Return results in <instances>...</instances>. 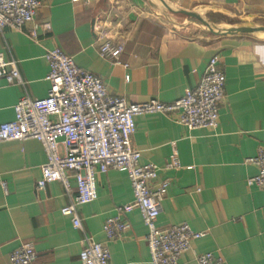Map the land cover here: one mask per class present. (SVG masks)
Here are the masks:
<instances>
[{"label": "crops", "instance_id": "obj_1", "mask_svg": "<svg viewBox=\"0 0 264 264\" xmlns=\"http://www.w3.org/2000/svg\"><path fill=\"white\" fill-rule=\"evenodd\" d=\"M199 1L264 14V0ZM147 2L40 0L31 22L19 30H0V52L15 60L21 80L0 78V123L14 118V105L22 96L47 95L44 54L53 47L99 76L109 94L130 103L173 102L197 85L209 57L218 55L225 98L217 126L190 130L177 121V113H146L134 118L131 142L141 163L159 168L152 186L163 179L170 182L156 225L165 229L186 222L204 233L180 255L179 264H198L197 255L204 252L220 256L223 264H264V189L246 182L257 174L256 165L247 160L264 146V44L243 36L248 33L218 36L169 26L146 8ZM105 40L122 44L120 64L100 56ZM172 144L177 169L167 168ZM58 149L64 153L61 144ZM45 161L43 146L35 139L0 141V182L6 184V192L0 184V264H12L10 252L25 242L36 252L31 264H80L85 237L108 247L109 264H151L147 228L137 209L120 215L130 224L121 236L108 239L102 230L104 221L117 215L116 207L132 199L126 172L98 174L97 197L76 207L81 227L75 228L71 217L60 212L75 195L73 177L70 194L59 181L36 188Z\"/></svg>", "mask_w": 264, "mask_h": 264}, {"label": "built area", "instance_id": "obj_2", "mask_svg": "<svg viewBox=\"0 0 264 264\" xmlns=\"http://www.w3.org/2000/svg\"><path fill=\"white\" fill-rule=\"evenodd\" d=\"M80 2L86 0H71ZM40 0H0V30L5 27L19 30L34 19ZM46 27L49 24H45ZM35 36V30H30ZM122 44L103 41L98 48L100 56L120 64ZM44 58L49 66L46 79L50 82L47 95L41 99L22 96L14 105V118L0 123V141H39L46 154L36 181L37 190L59 181L66 194L75 181V195L60 212L70 216L72 225L80 228L76 207L96 199V178L109 169L126 172L132 188L130 202L116 207L117 215L107 218L102 230L108 239L121 236L130 226L120 217L137 209L147 228L146 245L151 264H179L180 255L191 248L192 241L203 232L191 229L186 222L165 229L156 225L162 201L169 188V180L152 186L159 168L152 162L141 163L140 151L132 146L135 132L134 118L146 113H177V121L188 129H213L218 124L219 105L225 98L224 74L219 69L218 55L209 57L197 85L171 103L150 99L130 103L109 94L103 80L78 67L73 58L59 47L48 49ZM126 66V64H124ZM0 78L8 83L20 82L15 60H6L0 52ZM129 76L125 75L128 80ZM61 144L64 153L59 152ZM167 168H180L177 150L172 144ZM256 165L257 174L248 177V185L264 189V146L247 160ZM6 192L5 182H0ZM36 257L32 243L25 242L12 250V264H31ZM109 249L91 237L82 240L80 264H109ZM198 264H223L212 252L197 255Z\"/></svg>", "mask_w": 264, "mask_h": 264}, {"label": "rangeland", "instance_id": "obj_3", "mask_svg": "<svg viewBox=\"0 0 264 264\" xmlns=\"http://www.w3.org/2000/svg\"><path fill=\"white\" fill-rule=\"evenodd\" d=\"M152 1L155 2V0ZM156 4L158 7L150 5L148 2L145 6L152 12V14H154V16H156V18H159L162 21L167 20L169 26L172 25L181 30L188 27V30L193 31L194 33L210 34V32L206 30V27H203L204 25L195 18L188 17L184 14L170 12L160 2H157ZM168 4L176 9L182 8L193 11L198 9L195 12L199 13L214 28H225L235 25L264 26V14L250 15L242 8L224 7L225 9H222V5L217 6L212 1L186 0L180 2L171 0L168 1ZM205 6L208 8H202ZM243 36L250 38L255 43L264 44V32L258 31Z\"/></svg>", "mask_w": 264, "mask_h": 264}, {"label": "water", "instance_id": "obj_4", "mask_svg": "<svg viewBox=\"0 0 264 264\" xmlns=\"http://www.w3.org/2000/svg\"><path fill=\"white\" fill-rule=\"evenodd\" d=\"M158 1L170 12L184 14L188 17L195 18L196 20L200 21L206 27V30L214 35L224 36V35H234V34H239V33L245 34V33H254L258 31H264L263 25H258V26L235 25V26H230V27H225V28H220V27L214 28L199 13L193 10H186L182 8L176 9V8L171 7L169 4H167L165 0H158ZM149 2L151 5L157 6V4L154 3L152 0H149Z\"/></svg>", "mask_w": 264, "mask_h": 264}, {"label": "bare ground", "instance_id": "obj_5", "mask_svg": "<svg viewBox=\"0 0 264 264\" xmlns=\"http://www.w3.org/2000/svg\"><path fill=\"white\" fill-rule=\"evenodd\" d=\"M155 2L157 3V2H159L158 0H155ZM171 6V5H170ZM171 7H173V6H171ZM202 8H208L207 6H205V7H202ZM199 9H200V7H199ZM198 9H196L195 11H197ZM203 27H205V26H203ZM260 32H264V31H260Z\"/></svg>", "mask_w": 264, "mask_h": 264}]
</instances>
